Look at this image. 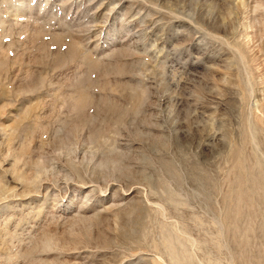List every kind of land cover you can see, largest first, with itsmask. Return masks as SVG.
Returning a JSON list of instances; mask_svg holds the SVG:
<instances>
[{
    "label": "rangeland",
    "instance_id": "374dc122",
    "mask_svg": "<svg viewBox=\"0 0 264 264\" xmlns=\"http://www.w3.org/2000/svg\"><path fill=\"white\" fill-rule=\"evenodd\" d=\"M0 264H264V0H0Z\"/></svg>",
    "mask_w": 264,
    "mask_h": 264
}]
</instances>
